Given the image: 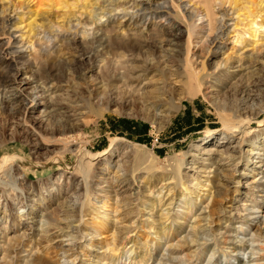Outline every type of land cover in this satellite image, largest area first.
Listing matches in <instances>:
<instances>
[{
    "label": "rangeland",
    "instance_id": "obj_1",
    "mask_svg": "<svg viewBox=\"0 0 264 264\" xmlns=\"http://www.w3.org/2000/svg\"><path fill=\"white\" fill-rule=\"evenodd\" d=\"M211 6L209 21L206 7ZM179 27L180 60L183 63L189 58L202 79L201 87L179 83L177 74L168 72V97L155 101L126 93L121 82L108 78L113 72L101 68L100 60L105 59L119 70L132 56L137 63L155 60L167 47L160 33L166 28L179 33ZM153 33L155 39L143 50L126 53L118 48L124 39L142 40ZM100 38L110 41L113 48L103 49ZM249 53L264 61V0H0V264H23V259L39 256L44 264H96L95 259L105 264H160L168 253L182 255L186 264H206L213 251V264H264V240L257 234L264 230V178L259 181L261 190L252 188L258 184L252 183L253 178L264 175L260 164H264V155L258 158L247 151L249 140L264 135V76L248 100L243 99L239 87L231 86L233 75L220 79L218 84L225 90L217 92L220 87L211 86L220 62L232 61L235 69L249 66L251 60L245 58ZM203 61L206 69H202ZM186 69L182 75L187 74ZM155 73L149 71L139 82H126L135 90L144 88V81ZM26 77L30 88L43 80L53 82L56 93L61 94L59 99L78 104L84 112L79 128L62 131L51 126L53 119L31 118L26 107L31 104L28 96L32 88L23 94L13 90L14 79ZM91 78L104 84V94L98 98L91 90ZM114 83L116 92L111 90ZM13 96L17 98L13 100ZM164 108L170 111V120L159 117ZM38 112L39 108L33 114ZM245 117L247 122L222 143L237 146L239 162L228 166L227 179L214 178L215 184L222 186L220 195L215 196L210 182L214 172L198 174L193 168L202 162L195 148L197 144H215L216 136L225 130L224 121L234 123ZM207 136L210 141L204 143ZM86 150L98 155L86 166L93 191L89 197L80 193L85 174L80 158ZM125 150H129L127 155ZM6 156L12 160L7 158L2 165ZM247 164L251 171L245 174ZM11 165L14 174L22 177L20 186L25 190H16L14 201L8 198ZM197 174L199 184L193 187ZM113 178L114 183H109ZM98 185L105 187L100 191ZM161 190L164 200L158 203L155 196ZM168 194L175 196V206L171 217L164 218L163 227L155 219L170 201L165 200ZM183 198L188 199L187 204L182 205ZM61 200L84 202L85 206L82 225L71 232L75 243L65 246L68 253L58 246L60 238L49 241L55 233L41 235L39 223L43 213L54 226L61 225L58 207L62 203L57 205ZM104 202L107 206L97 210ZM207 203L206 212L202 207ZM24 212L20 220L18 215ZM104 212L110 213L106 228L96 224ZM205 224L204 235L211 240L208 244L177 251L166 247L188 233L190 226L197 230ZM24 229L26 236L8 262V238ZM86 229L96 238L81 234ZM90 242L93 245L89 246Z\"/></svg>",
    "mask_w": 264,
    "mask_h": 264
},
{
    "label": "bare ground",
    "instance_id": "obj_2",
    "mask_svg": "<svg viewBox=\"0 0 264 264\" xmlns=\"http://www.w3.org/2000/svg\"><path fill=\"white\" fill-rule=\"evenodd\" d=\"M211 8H212V6L206 7V9H207L206 16L209 17V21H211L210 15L212 14L211 12H213V9L211 10ZM178 29L180 31L179 33H175L173 28H166V30L162 31L163 34L160 33V35L165 36L164 39L161 41H164L166 43L167 47L163 49L165 54H163L162 56L161 55L157 56L155 58V60L151 58V59H145V60L141 61V63H137L136 62L137 58H134L135 56H132L131 58H126V61L121 63L122 66L120 65L121 66L120 68H121V70L123 69V71H121L119 69H113L116 67L118 68V66H116V64L114 65L112 62L105 59V60H100L102 63V64L100 63L101 68H103V69L105 68V69H107V71H112L113 73H111L108 78H110V81H112V82H121V85L125 86L124 89H126V93H132V94L139 93L141 95H144L147 98H154L155 101L163 100V99H165V97H168L167 92L170 89V87H168V85H167V78H166L168 72H174V74H177L176 77L180 78L178 80L179 83L180 82H182V83L188 82L190 84L196 83V85L198 84L197 86L202 85L201 84L202 79H199V75L195 73V68L193 67L189 58L183 60V63H182V59L180 60V56H182V46H181L179 40H180V36L182 35V28L179 27ZM150 31L152 32L153 30H150ZM150 31H149V33H151ZM156 35H157L156 33H153L152 35L149 34V35H147V37L144 36V38H141L142 40H138L139 38L138 39H134V38L124 39L121 42L119 41L120 43L118 44V48L123 49L124 51H126V53H129L131 50H137V49L143 50V48L149 47L150 42L155 39ZM167 36H168V38H166ZM190 36H191V32L189 30V38H190ZM98 41L100 42L99 45L101 47H103V49L108 48V47L113 48V46L110 44V41H108V40H103L102 38H100ZM91 48H92V46H91ZM92 50L93 49H91L90 51H92ZM133 53H131V55H134ZM172 55H173L174 59H170ZM96 56H99L98 53ZM123 56H126V55H123ZM245 58L251 60V65L245 66V67L242 65H238L239 66L238 69H235L237 66L234 65V62H232V61L224 60V61L220 62V64H219L220 70L216 74H214V75L212 74L215 77L212 78L214 81L212 82L211 86L212 87H216V86L220 87L218 90H216L217 92L223 91V90H225V87L220 86L218 84L220 82V79L225 75H228V76L233 75L235 78V81L233 83H231V86L239 87L242 90L244 100H248L249 98H251L253 91H255V86L258 85L257 84L258 79L264 76V61L261 59V57L259 55L255 54V53H249V54L245 55ZM176 59L179 62L177 61L176 63L173 64L172 62H174V60H176ZM171 67H175V68L171 70L170 69ZM202 67H203L202 69H206L205 68L206 64H204V61L202 63ZM184 68L185 69L187 68L188 71L190 70L189 72L187 71L186 75L181 74L182 69H184ZM52 69H53V67H52ZM125 70H126V72H125ZM152 70L156 71V73L153 74L152 76H149V78L146 79L143 83L144 85H147V87L142 88L143 87L142 86L141 88L135 90V89H133V85H130V83L126 82L127 79L139 82L142 79V77H145L147 75V73L149 71H152ZM16 73H17V71H16ZM171 75H173V74H171ZM29 79L30 78H28V77L21 79L19 81H16L14 79L15 84H16L15 87H13V90L15 91L14 93L17 94V92H19L20 94H23V91H27L28 89H31L32 87L30 88ZM90 82H91L90 87H92L91 90L96 91V95H95V93H94V95L98 98V95L102 91H104V86H103L104 84H100V82H96V80L93 78L90 79L89 83ZM203 82H205V79L203 80ZM55 85L56 84H54L53 82H45L43 80L41 82V84L32 88L31 91H29V96L25 95L26 97L28 96L29 97L28 99H30V101H31V104L28 107H26L27 113H29L31 118H33L36 121H38V120L48 121V120L53 119L52 121H49V123L51 122V126L54 127V129L56 128V129H60V130L64 131L65 127H71L74 129L79 128V126L83 123V120L81 119L82 118L81 115H83L84 112L82 111V109L80 108V106L78 104H74V105L71 104L70 103L71 100L68 101V100L64 99L65 97L62 99H59L60 98L59 95L61 96V94L56 93V89H54ZM105 87H107V86H105ZM117 88H118V86L114 83L113 88H111V90L113 92H116ZM143 89H145V90L140 93V90H143ZM107 92H106V94H107ZM102 93L104 94V92H102ZM101 97H99V98H101ZM15 98H17V96L12 97L13 100ZM80 105H82V103ZM81 107H83V106H81ZM38 108H39V112L36 114H33L37 111ZM252 109H254V108H252ZM240 110H241V108H240ZM169 112L170 111L167 108H164L163 110H161V112L158 113V115H159V117H162V118L165 117V120H167V119L170 120ZM237 116H239V115H237ZM161 119H159V120H161ZM161 121H163V120H161ZM15 122H17V121H15ZM246 122H247V117L241 118L240 120H237V122H234V123L224 121L225 130L222 133H220L219 136H216L218 140L215 144L204 146V147H201L202 144H197V146L195 148L201 154L202 162L200 163L201 165L193 167V168H197L196 171L198 172V174L203 172V171L204 172H209V171L214 172V175L211 176L210 182H212L214 187H215V190H214L215 196L220 195V193L222 192V186H219L218 183L215 184L216 180L214 181V178H216L219 175L220 176L219 179L220 178L221 179H227L225 172L228 170V166H230V164L233 162H236V164H238V162H239V160H238L239 156L237 155V152H238L237 146L236 145H226V144L223 146L222 143L226 142L230 137H232L231 134L234 133L235 131L239 130L241 125L246 123ZM45 123H47V122H45ZM209 139H210L209 136L204 138L203 139L204 143L209 142L210 141ZM248 145L250 146V148H248V150H247L248 154L257 155L258 158L261 157L262 155H264V151H263L264 150V135L261 137H257L255 141H254V139L249 140ZM128 151L129 150H125L124 153L126 154V153H128ZM96 157H98V155L95 156L92 153H90L88 150H86L80 158V165L82 167L85 166V168L83 169V172H85V174H83L84 179L83 178L82 179L84 181H82V184H81L82 186H84L83 192H80V191L79 192L82 193L83 195H86V197H89V195H91V192H93V191H91L92 185L88 181V175H87L88 169H87V167L89 164L93 163V162H90V160L95 159ZM7 158H8V160H12V158L10 156H8V157L6 156L3 158L2 165L7 160ZM125 160H127V159H125ZM260 164L262 166H264V164H262V163H260ZM124 165H126V164H124ZM250 168H251L250 164H247L246 168L244 169L245 174L248 173V172H246V170H249ZM120 169H122V168H120ZM14 170L15 169H13L12 165H11L10 166L11 182L8 183V187L10 190L9 194H8V198H10V200H12V201H14L17 197V193H16L17 191L16 190H20V191L25 193V190L22 186H20L21 182L19 181V179H22V177L19 178L18 176H16L14 174ZM252 170H253V168H252ZM98 171H99V173H102L103 169H99ZM250 171H251V169H250ZM198 174L192 179L193 181H192L191 186H193V187L198 186V184H199V182L197 181L198 179H200ZM107 178H109V177H107ZM172 178H175V176ZM261 178L263 179L264 175L253 178L252 183H258L257 185H252L253 189L261 190L259 187V184H260L259 181ZM220 180H218V181H220ZM114 181H115V179L113 178L109 181V183L113 184ZM212 183H211V185H212ZM207 184H205V185H207ZM103 187H105V186H103V185L99 186L98 185L97 189L102 191ZM200 188H202V187H200ZM80 189H81V187H80ZM162 194H163V191L161 190L159 193V196H155V200H157L158 203L160 202V200L161 201L164 200V198H162ZM67 196H69V195H67ZM125 196L126 195H124V197ZM168 196H169V194H168ZM71 198H72V196H71ZM78 198L80 199L79 196H78ZM83 198H84V196H83ZM130 199H132V198H130ZM65 200H67V199L65 198ZM136 200L137 199L135 198L134 201H136ZM165 200H170V201L167 203V206L164 208V210L163 211L161 210V212L157 215V218L155 219V221L157 223H159V225L164 224V222L166 221V220H164L165 217H168V218L171 217V210L174 211L175 196L172 194L171 196H169ZM73 201H74V197H73ZM124 201H126V200H124ZM181 201L183 203L182 205H184V204H187L188 199L183 198ZM118 202L119 201H115L116 204H118ZM63 203H65V204H63ZM131 203H133V202L131 201ZM60 204H61V206H60ZM57 205H59L60 207H58ZM57 205L56 206L59 208V210H58V214H59L58 215L59 216L58 221H60L58 223H60L61 225L57 226V224H55V226H54V222L51 220V218L47 217L46 214L42 213V214H40L41 219L39 220V223L41 224V231L43 232V234H41V235L42 236H44L45 234L47 235V233H50L52 231L51 234L55 233L56 235L49 238V241L53 240L55 238H57V239L60 238V240H56V241H59L58 246L63 249L64 253H68L69 249H66L65 246H70V245H73V243H75L73 235H71V232L73 231L74 228H80V226L82 225L83 215H84L83 213H84L85 206H84V202L79 205L77 203L76 204L73 202L67 203L65 201L64 202L63 201L58 202ZM105 206H107V202H104L103 204L99 205L97 210H99L100 208L105 207ZM179 206H180V204H179ZM153 207H154V205H153ZM208 207H209V203L205 204L202 208L207 212L206 209H208ZM22 208H21V211H24V209H22ZM32 210H34V209H32ZM147 213L149 214V212H147ZM109 214L110 213L104 212L102 214L101 220H99L96 224H99L101 227L106 228L108 225L107 217L109 216ZM24 215H25V212L21 215H18V217H20V220L23 219ZM8 219H11L10 216L8 217ZM204 219H208V215L205 216ZM263 220H264V217H263ZM12 221L14 224L17 223L15 221L14 217H13ZM156 222H154V223H156ZM85 227H87V226H85ZM163 227H164V225H163ZM190 227H191V229L188 231V233L186 232V234H184V235L181 234L182 236L179 239H177L175 242H172L171 244H167L166 247L170 248V249H174L175 251H177L178 249H180L181 247H184V246L186 247V246H191V245H194V246L195 245H198V246L199 245H205L211 241L208 237H206L204 235V233L207 231V224L202 225V228H197V230H193L192 226H190ZM53 230H55V231H53ZM25 231H26L25 229L21 230L20 234H18V235L13 234L12 236H10L8 238L9 240L12 239V241L8 240V247H9V250H8V259L9 260H8V262H12V257H13L12 254H14L15 249L19 247L23 237L26 236ZM172 231H173V229H172ZM51 234H49V235H51ZM77 234H78V232H77ZM81 234L91 235V239H94L97 236L95 233L93 234L91 232H88L87 229L85 231L81 232ZM257 234L259 235L260 238H263V240H264V230L258 231ZM232 241L234 242V240H232ZM91 245H93L92 242L89 243V246H91ZM89 246H88V248H89ZM251 248H253V247H251ZM259 249H261V248L259 247ZM253 250H254V248L252 249V251ZM253 253H254V251H253ZM4 255H5V253H4ZM4 255L2 256L1 261H4V259H5ZM259 255H261V254H259ZM181 257H182V255H181ZM181 257L174 256L171 253H168L164 257H162L163 261L160 262V264H186V259H183ZM189 257H191V256H189ZM213 257H215L214 251L209 256V259H208L206 264H213L214 263V262H212ZM186 258H188V257H186ZM22 261H23V264H44L45 263V260L43 259V257H40V256L30 258V259L26 258V259H23ZM98 261H99V259H95L96 264H105L104 260H100V262H98ZM65 263L66 262L64 261V264Z\"/></svg>",
    "mask_w": 264,
    "mask_h": 264
}]
</instances>
